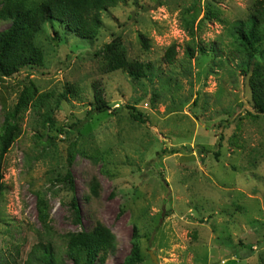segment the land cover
Segmentation results:
<instances>
[{"label":"rangeland","instance_id":"1","mask_svg":"<svg viewBox=\"0 0 264 264\" xmlns=\"http://www.w3.org/2000/svg\"><path fill=\"white\" fill-rule=\"evenodd\" d=\"M254 1L124 0L102 14L93 41L46 25L36 38L44 65L0 81V126L3 106L12 109L31 83L52 94L54 123L42 127L49 108L29 107L3 160L0 261L23 264L44 235L41 195L49 239L60 253L65 233L100 223L115 237L105 264H120L129 253L133 226L141 236L139 264H153L150 253L158 264H264V115L253 107L250 72L242 70L247 59L233 43L235 23ZM8 26L0 20V32ZM115 36L128 60L149 65L139 82L120 70L104 72L95 55ZM172 45L168 64L164 54ZM95 84L118 113L86 117ZM67 87L76 93L57 103ZM127 106L146 122L133 120ZM93 183L98 196L90 192Z\"/></svg>","mask_w":264,"mask_h":264},{"label":"trees","instance_id":"2","mask_svg":"<svg viewBox=\"0 0 264 264\" xmlns=\"http://www.w3.org/2000/svg\"><path fill=\"white\" fill-rule=\"evenodd\" d=\"M123 1L4 0L0 7V20L8 21L9 26L0 32V81L12 77L22 68L44 65L43 52L37 45L36 38L47 24L61 25L71 36L93 41L102 27V14ZM210 16L211 12L208 17ZM54 33L57 37V32ZM139 42L144 50L148 49L145 36L140 35ZM233 43L236 50L247 59L242 70L244 73L250 72L248 86L253 107L259 115H264V0H255L246 19L235 23ZM193 51V48H187L186 55L192 56ZM95 55L101 58L104 72L123 71L133 82H139L149 71L148 64L127 59L121 36L113 37ZM174 58L175 46L172 45L166 50L164 60L172 64ZM92 87L93 99L86 117L90 118L94 113L106 111L113 114L119 112L120 107L112 109L108 105L102 89L97 84ZM75 93L72 87H67L57 98V103L65 101L67 95ZM51 100V93H39L36 86L31 83L20 92L12 109L3 106L4 119L0 126V197L4 190L3 160L22 133L20 126L22 114L29 107L40 109L45 106L49 110L42 116V127L47 124L48 127H53L50 115ZM127 109L133 120L139 123L146 122V118L135 107L127 106ZM63 179L73 192L71 174L67 172ZM96 188L95 183L90 186V192L94 196H98ZM36 207L44 235L39 232L38 241L31 247L23 264H105L107 255L114 251L115 237L100 223H96L89 231L65 233L62 236L65 244L63 253L55 251L49 239L52 229L49 226L47 205L41 195L37 196ZM71 208L74 212V221L80 224L75 196H72ZM140 238L138 228L133 226L129 253L120 264H139L142 261ZM0 264H16V260L0 261Z\"/></svg>","mask_w":264,"mask_h":264},{"label":"water","instance_id":"3","mask_svg":"<svg viewBox=\"0 0 264 264\" xmlns=\"http://www.w3.org/2000/svg\"><path fill=\"white\" fill-rule=\"evenodd\" d=\"M154 131L156 132V129H154ZM150 258H151L153 264H158L156 257L152 253H150Z\"/></svg>","mask_w":264,"mask_h":264}]
</instances>
